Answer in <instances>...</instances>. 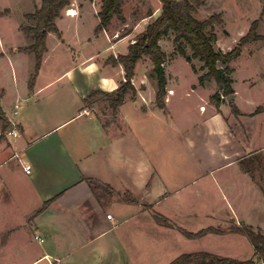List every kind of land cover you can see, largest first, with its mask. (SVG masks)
<instances>
[{"label": "crops", "instance_id": "crops-1", "mask_svg": "<svg viewBox=\"0 0 264 264\" xmlns=\"http://www.w3.org/2000/svg\"><path fill=\"white\" fill-rule=\"evenodd\" d=\"M100 6L101 0H71L56 19L60 38L47 35L32 86L25 77L9 109L2 107L1 94L0 108L16 135L0 138V264H129L122 231L128 235L146 218L169 229L156 224L151 211L186 231L192 222L211 218L219 226L244 224L264 235V218L257 217L264 214V196L241 167L250 154L264 152L253 137L264 113L245 116L252 111L244 110L233 80L241 115L228 118L222 104L209 102L215 83L199 85L201 74L192 68L196 83L182 92L171 73L176 59L163 66L164 109L155 105L157 84L147 58L134 69V93H126L115 111L99 95L87 99L92 92H116L124 70L108 59L125 55L161 11L137 19L126 16L123 5L124 21L113 18L95 36ZM84 24L89 35L82 37ZM129 24L133 30L118 37ZM28 45L10 47V56L18 62L31 57L17 49ZM192 95L202 103L193 107ZM100 104L110 111L109 123L94 112ZM218 195L222 209L214 206Z\"/></svg>", "mask_w": 264, "mask_h": 264}, {"label": "rangeland", "instance_id": "rangeland-1", "mask_svg": "<svg viewBox=\"0 0 264 264\" xmlns=\"http://www.w3.org/2000/svg\"><path fill=\"white\" fill-rule=\"evenodd\" d=\"M32 1L0 0V54L5 55V57L0 58V96L3 94L5 97L2 103L4 109L10 108L14 102V94L23 86L24 78L29 77L30 79L31 73H33L31 71H34L35 64L32 55L31 57L21 56L22 59H18L20 60L18 62L16 58L10 56L9 52L10 47L25 46L32 42L31 38L20 31V27L31 25V22L25 19V14L32 13L37 8L36 5H32ZM191 2L197 8L195 14L197 19L204 20L213 14L221 16L222 23L215 26L217 36L215 49L223 53L233 49L248 33L251 24L254 21L257 22L256 34L263 36V39L245 43L240 55L230 63L233 69V87L239 92L244 110L252 111L250 115L245 116H254L253 113L258 107H264V0H191ZM123 8L126 16L131 14L138 19L139 16H144L147 13L156 14L160 5L157 0H131L125 2ZM133 25L129 24L126 28L121 27L122 29L117 36L121 37L132 31ZM143 27L141 24L140 27L136 28L142 30ZM80 29V36L89 35L86 24L81 25ZM162 46L168 55V58L165 59L167 63L176 59L174 62L172 61L171 73L177 77L178 88H182L183 92L186 88H190L191 84L196 83V77L192 73L191 67H194L197 73L203 74L200 71L202 64L198 60H192L188 64L179 55L176 46L172 43V35L163 38ZM185 52L187 55L191 54L188 48L185 49ZM205 95L206 92H202V97ZM190 100H192L193 107L202 103L199 102L196 95H192ZM231 105L236 107L234 101L227 102L225 99L222 103L223 111L229 116L228 118H238L241 112L236 107L239 113L234 114ZM93 108L95 114L103 122L109 123L111 121L110 111L106 109L104 104ZM259 123L261 122L257 119L253 131L254 142L256 145H264V123ZM1 127L2 123L0 122V130ZM10 129L7 130L5 136L11 131ZM241 167L252 179L263 184L264 152L258 150L250 154L242 161ZM218 198L219 195L216 196L214 206L220 204L222 209L223 204L221 201H217ZM257 217L262 219L264 214H258ZM210 219L205 220L203 218L202 221L192 222L186 229L196 232L206 227L219 226L217 221L214 223ZM150 222L151 219L146 218L144 224L133 225L132 231H129L128 235L119 230L123 240H125L124 243H128L127 248L131 255L129 264H170L180 255L207 251L216 253L220 257L247 261L254 253L252 245L244 236L209 234L201 239L188 240L177 230L159 229Z\"/></svg>", "mask_w": 264, "mask_h": 264}, {"label": "trees", "instance_id": "trees-1", "mask_svg": "<svg viewBox=\"0 0 264 264\" xmlns=\"http://www.w3.org/2000/svg\"><path fill=\"white\" fill-rule=\"evenodd\" d=\"M126 1L128 0H101V6L97 13L99 22L94 30L95 36L106 30L113 18H117L121 22L124 21L122 6ZM157 1L161 4L159 16L148 24L142 33L136 36L135 41L128 46V51L125 55H119L116 58L110 57L107 61L111 65H121L123 67L124 81L121 82L114 93L92 92L87 99L99 95L115 111L123 103L126 93H134L131 85L134 69L142 58H147L153 64V72L157 84L155 105L159 109H164L166 76L163 66L166 54L162 51L159 41L168 37V35H172V43L176 46L179 55L188 64L192 60H198L202 64L200 71L203 74L198 77L199 85L209 81L215 83L217 91L209 97V102L215 108H218L226 97L234 95L232 87L233 69L230 63L240 55L245 43L263 39V36L256 34L257 22L254 21L251 24L248 33L233 49L223 53L215 49L217 41L215 26L222 23L219 14H213L204 20H200L195 17L197 8L191 0ZM70 3L71 0H41L40 6L34 12L25 14V19L31 22V25L20 27V31L31 38L32 43L26 47L18 48V52L32 54L35 60L29 87L32 86L35 76L42 65L43 56L46 52L47 35L53 33L60 38L61 34L57 28L56 19ZM186 48L189 49L190 55L186 54ZM191 68L197 73L194 67ZM231 107L232 112L237 115L239 112L236 107L234 105H231ZM262 112H264V107H258L253 114ZM0 122L2 123L1 138L4 137L7 130L11 127L1 108ZM258 184L264 196V185L259 182ZM151 217L156 224L177 230L188 240L201 239L209 234H236L244 236L254 250L253 258L247 261L224 258L207 252H197L180 255L170 264H264V235L259 230H253L250 226L230 223L218 227H206L191 233L153 211H151Z\"/></svg>", "mask_w": 264, "mask_h": 264}, {"label": "built area", "instance_id": "built-area-1", "mask_svg": "<svg viewBox=\"0 0 264 264\" xmlns=\"http://www.w3.org/2000/svg\"><path fill=\"white\" fill-rule=\"evenodd\" d=\"M84 113H86L85 110H84ZM8 135H16V131L15 130H11V131L8 132ZM30 170H31V166L28 165V166H25L24 167V171H25L26 174H29L30 173ZM107 218L110 219L111 216L108 215Z\"/></svg>", "mask_w": 264, "mask_h": 264}, {"label": "water", "instance_id": "water-1", "mask_svg": "<svg viewBox=\"0 0 264 264\" xmlns=\"http://www.w3.org/2000/svg\"><path fill=\"white\" fill-rule=\"evenodd\" d=\"M233 100H234V95H230V96L226 97L227 102H231Z\"/></svg>", "mask_w": 264, "mask_h": 264}, {"label": "bare ground", "instance_id": "bare-ground-1", "mask_svg": "<svg viewBox=\"0 0 264 264\" xmlns=\"http://www.w3.org/2000/svg\"><path fill=\"white\" fill-rule=\"evenodd\" d=\"M73 13V12H72Z\"/></svg>", "mask_w": 264, "mask_h": 264}]
</instances>
